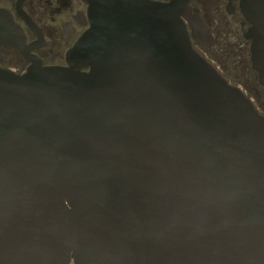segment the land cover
<instances>
[{"label":"water","instance_id":"water-1","mask_svg":"<svg viewBox=\"0 0 264 264\" xmlns=\"http://www.w3.org/2000/svg\"><path fill=\"white\" fill-rule=\"evenodd\" d=\"M66 67L0 68V264H264V117L192 46L188 2L87 0ZM241 9L264 61V0Z\"/></svg>","mask_w":264,"mask_h":264},{"label":"flooded vegetation","instance_id":"flooded-vegetation-1","mask_svg":"<svg viewBox=\"0 0 264 264\" xmlns=\"http://www.w3.org/2000/svg\"><path fill=\"white\" fill-rule=\"evenodd\" d=\"M179 1L188 2L190 20L199 19L205 27L197 40L186 21L193 48L264 117V61L261 71L255 69L252 37L257 29L242 12L245 0ZM85 2L0 0V68L23 74L35 63L66 67L68 51L89 27Z\"/></svg>","mask_w":264,"mask_h":264}]
</instances>
